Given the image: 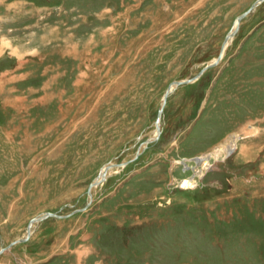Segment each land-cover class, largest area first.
<instances>
[{
	"label": "rangeland",
	"instance_id": "1",
	"mask_svg": "<svg viewBox=\"0 0 264 264\" xmlns=\"http://www.w3.org/2000/svg\"><path fill=\"white\" fill-rule=\"evenodd\" d=\"M253 1L0 0V264H264Z\"/></svg>",
	"mask_w": 264,
	"mask_h": 264
},
{
	"label": "water",
	"instance_id": "2",
	"mask_svg": "<svg viewBox=\"0 0 264 264\" xmlns=\"http://www.w3.org/2000/svg\"><path fill=\"white\" fill-rule=\"evenodd\" d=\"M262 0H254L251 4H250V6L247 8V9H245L243 12H241L239 15H237L236 17H235V19H234V22H233V27H231L227 32H226V34L224 35V37H223V40H222V42H221V45H220V49H219V52H218V55L215 57V58H213L212 59V61L211 62H209V63H207L206 65H204L194 76H192V77H188V78H183V79H179V80H174V81H172L171 82V84H175V85H181V84H184V83H188L189 81H191V80H195V78H197L198 77V75L202 72V71H204L206 68H208V67H211L212 65H214V64H216L219 60H220V58H221V53H222V51H223V46H224V44H225V42H227V40L230 38V37H232L233 36V34L236 32V30H237V27H238V25H237V23L244 17V15L247 13V12H249V10L253 7V6H255L256 4H258V3H260ZM235 22H236V25H235ZM159 110H157V112H156V116H155V119H154V122H153V126H154V128L156 129V133L158 132V128H157V125H156V122H157V119H158V117H159ZM156 138V137H155ZM148 138L146 137L145 139H144V141H148L147 140ZM136 154L138 153L137 151L135 152ZM126 161H124L123 163H125ZM121 162H113V161H107V162H105V163H103L100 167H99V171H100V173L94 178V179H92V180H90L89 182H88V184H87V186H86V189H85V193L87 194V195H89V197H90V189L94 186V185H97V183L99 182V181H102V180H104L105 179V177H106V174H105V171H106V169L108 168V167H110V166H112V165H115V164H120ZM98 171V172H99ZM88 200V199H87ZM87 202V201H86ZM86 202H85V204H86ZM84 204V205H85ZM83 207H79V208H73V209H71V210H79V209H82ZM47 215H55L56 216V214H55V212H53V211H48V210H46V211H43L42 213H40L39 215H37V216H31L28 220H27V223H26V225H25V234H24V236H22V237H19V238H17V239H13V240H10L8 243H6L5 245H1L0 244V252H2V251H4V250H6V249H8L9 248V246L11 245V244H13V243H15V242H17V241H23V240H25L27 237H28V235H29V233H30V225H31V223L32 222H34V221H39L40 219H42V218H44L45 216H47Z\"/></svg>",
	"mask_w": 264,
	"mask_h": 264
},
{
	"label": "bare ground",
	"instance_id": "3",
	"mask_svg": "<svg viewBox=\"0 0 264 264\" xmlns=\"http://www.w3.org/2000/svg\"><path fill=\"white\" fill-rule=\"evenodd\" d=\"M241 21V20H240ZM239 21V22H240ZM239 22L237 23V25H239ZM235 25H236V22H235ZM230 39V38H229ZM228 40H227V42H225V44H224V46L223 47H225V46H227L228 44ZM224 49V48H223ZM222 54H223V52H222ZM221 54V55H222ZM194 81V80H193ZM192 80L191 81H189L188 83H191V82H193ZM188 83H185V84H188ZM184 85V84H183ZM177 87H179V86H177V85H175V84H170V85H168V87L166 88V90L164 91V93H163V95H162V101H161V106H160V108H159V117H160V115H161V112H162V108H163V106H164V104H165V101H166V99H167V97H168V95L175 89V88H177ZM159 117H158V119H157V122H156V125H157V128H158V130H159V122H160V119H159ZM156 131V129L154 128V134H153V136L150 138V139H153L154 137H155V135L157 136L159 133L157 132H155ZM148 141H149V139H148ZM234 146L233 145H231V148L230 149H228V150H231L232 148H233ZM111 167H113V166H110V167H108V168H111ZM108 168L106 169V170H108ZM106 172V171H105ZM99 182H101V181H99ZM99 182L97 183V184H99ZM96 185H94L93 187H95ZM189 186V182L188 181H184V182H182V187H188ZM92 187V188H93ZM92 188H91V190H90V192L92 191ZM33 223H35V221L34 222H32L31 223V225L33 224ZM31 225H30V227H31ZM1 253V252H0Z\"/></svg>",
	"mask_w": 264,
	"mask_h": 264
},
{
	"label": "crops",
	"instance_id": "4",
	"mask_svg": "<svg viewBox=\"0 0 264 264\" xmlns=\"http://www.w3.org/2000/svg\"><path fill=\"white\" fill-rule=\"evenodd\" d=\"M10 240H11V239H10ZM1 242H2V241H0V244H1ZM8 242H9V240L6 241V243H8ZM11 245H12V244H11ZM11 245H10V246H11ZM39 250H40V249H37L36 252H37V254L40 255V256H37L36 258H34V261L31 262V263H35V264H37V263H38V264H42V263H43V264H44V263H45V264H59L60 261H59L58 259L55 260V261H51V260H53V259L48 260V258H49V257H52L53 254H50V255L48 256V254H49V253H48L47 255H44V256H43V255L39 252ZM36 252H35V253H36ZM41 255H42V256H41ZM47 256H48V257H47ZM29 259H30V258H29ZM40 260H41V261H40ZM40 262H41V263H40Z\"/></svg>",
	"mask_w": 264,
	"mask_h": 264
}]
</instances>
